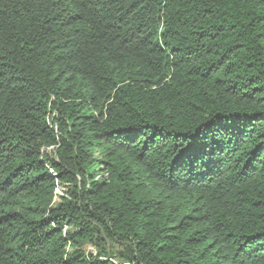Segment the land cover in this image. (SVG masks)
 Masks as SVG:
<instances>
[{
  "label": "trees",
  "instance_id": "trees-1",
  "mask_svg": "<svg viewBox=\"0 0 264 264\" xmlns=\"http://www.w3.org/2000/svg\"><path fill=\"white\" fill-rule=\"evenodd\" d=\"M0 264H264V0H0Z\"/></svg>",
  "mask_w": 264,
  "mask_h": 264
},
{
  "label": "built area",
  "instance_id": "built-area-1",
  "mask_svg": "<svg viewBox=\"0 0 264 264\" xmlns=\"http://www.w3.org/2000/svg\"><path fill=\"white\" fill-rule=\"evenodd\" d=\"M50 174L56 177V187L54 191V202H58L62 197H68L67 187L61 183L56 175V172L49 167Z\"/></svg>",
  "mask_w": 264,
  "mask_h": 264
},
{
  "label": "clouds",
  "instance_id": "clouds-1",
  "mask_svg": "<svg viewBox=\"0 0 264 264\" xmlns=\"http://www.w3.org/2000/svg\"><path fill=\"white\" fill-rule=\"evenodd\" d=\"M52 150H54V147L53 146H51V147H47V148H43V150H42V153L43 154H45V153H51L52 152ZM49 165H48V169H49ZM52 168V167H51ZM53 169V168H52ZM54 170V169H53ZM50 171V170H49ZM55 179H56V177H55ZM56 187V186H55ZM55 191V190H54ZM53 199H54V197H53Z\"/></svg>",
  "mask_w": 264,
  "mask_h": 264
},
{
  "label": "rangeland",
  "instance_id": "rangeland-1",
  "mask_svg": "<svg viewBox=\"0 0 264 264\" xmlns=\"http://www.w3.org/2000/svg\"><path fill=\"white\" fill-rule=\"evenodd\" d=\"M88 247H89V249H90L91 251H95L94 246H93L92 244H89ZM116 249H117V250H121L120 247H117ZM117 250H115V251H117ZM115 251H114V252H115Z\"/></svg>",
  "mask_w": 264,
  "mask_h": 264
}]
</instances>
